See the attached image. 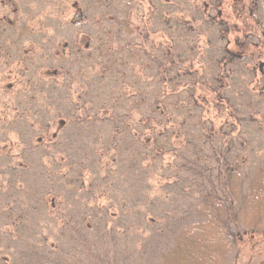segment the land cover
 <instances>
[{
  "label": "rangeland",
  "instance_id": "obj_1",
  "mask_svg": "<svg viewBox=\"0 0 264 264\" xmlns=\"http://www.w3.org/2000/svg\"><path fill=\"white\" fill-rule=\"evenodd\" d=\"M148 1L130 3L133 34L121 33L120 43L132 41L138 52L160 43L180 45L183 67L190 63L201 77L195 94L206 106L203 124L184 127L187 139L175 153L162 145L160 159L145 162L141 171L140 161L131 150L125 151L103 177L88 160L105 134L103 128L80 132L67 127L59 135L60 144L51 149L34 140L46 125H51L50 131L57 129L58 114H71L68 107L76 101L72 91L78 90V82L91 78L85 95L95 101L109 92L105 82L93 76L86 54L77 58L65 48L83 33L102 32L94 7L106 1L0 0V16L12 22L6 44H13L11 55L0 59V253L6 264H159L177 231L195 219L194 207L208 184L217 181L219 169L237 159L245 195L247 176L264 163V0H256L253 18L247 17L250 0L238 1L235 7L234 0H221L220 12L232 28L231 51L242 54L234 43L243 40V31L258 45L232 63L224 62L223 39L207 19L195 22L193 30L174 20L198 19L201 10L213 14L209 4L214 0H155V16L149 13ZM125 5L126 0H115L110 16L122 15ZM30 48L33 58L26 54ZM259 64L261 74L252 78ZM62 65L68 74L51 75L50 68ZM216 92L226 103L219 102ZM81 162L89 167L82 171L83 180ZM20 163L17 171L10 169ZM89 171L98 177L92 193L80 191L81 183L89 184ZM104 205L110 208L105 211ZM230 230L239 241L228 264L264 261L263 234L245 233L236 225ZM40 235L50 237L46 251L33 253L29 245L43 239Z\"/></svg>",
  "mask_w": 264,
  "mask_h": 264
},
{
  "label": "trees",
  "instance_id": "obj_2",
  "mask_svg": "<svg viewBox=\"0 0 264 264\" xmlns=\"http://www.w3.org/2000/svg\"><path fill=\"white\" fill-rule=\"evenodd\" d=\"M103 1L106 2L101 6L105 9L99 10L101 7L99 4L94 7L98 9L99 15L95 16V23L103 27L102 32L83 33L79 40L71 39L65 48L77 58L81 54H86L85 57L91 60L90 69L95 72L93 76L98 79L97 81L105 82L109 92L102 99L95 101L89 95H85L93 84L91 78L89 81L84 80L83 83L78 82V90L74 93L72 91L76 101L71 100V107H68L71 114L67 116L58 114L55 118L57 129L50 131L51 125H46L43 131L36 135L34 143L51 149L60 144L59 135L67 127L74 126L80 132L83 129L103 128L105 134L97 139L96 149L92 152L93 157L88 156V160H91L92 165H97V171L103 173L105 177L112 171L108 166L114 167L125 151L131 150L135 160L140 161L138 171H141L145 162L155 161L158 157L160 159L163 154L162 145L169 146L167 152L175 153L177 145L187 139L184 127L203 124L201 117L206 111V106L195 94L200 88L198 79L200 80L201 77L190 63L183 67L181 46L174 42L169 45L160 43L156 48L141 49L139 52L142 56L136 59V56H140L137 55L139 52L136 50V45L129 40L123 45L120 43L121 33L128 36L133 34L130 3L134 4L135 0H126L125 11L120 16L114 14L110 16L109 11L115 8V0ZM238 1L242 0H234V7ZM205 2L206 5L207 1ZM250 3L247 17L253 18L258 3L256 0H250ZM148 4L149 13L155 16L159 12L155 0H149ZM220 4L221 0H214L209 4V8L214 10L213 14L201 10L198 19H194L193 16L190 21H185L182 17H175V23L182 28L187 25V30H193L195 22L207 19L219 29L223 39L224 62L242 61L247 55L243 51L247 52L258 45L250 42L248 36L245 37L247 33L243 31V40L236 39L234 43L243 55L231 51L232 28L222 17ZM81 10L82 13L87 12L83 8ZM11 23L8 18L0 16V59L10 56L13 49V44H6L5 38L7 30L12 28ZM233 28L235 29L236 26ZM236 31L242 32L239 28H236ZM31 50L30 48L26 54L33 58L35 53H28ZM61 54H64L63 51ZM258 66L259 69L253 68L252 78H256L257 73L261 74V65ZM147 71L153 74H148ZM49 72L51 75L62 73L59 76L63 77L65 73L68 74V69L66 65L55 66L50 68ZM221 74L223 72L216 76L218 81L223 76ZM213 91H215L214 87ZM83 95L85 97H82ZM216 97L220 103H226L225 100H221L222 96L219 92H216ZM7 155L12 157L11 152ZM61 159L64 160L65 157L60 158L58 164ZM102 159L104 162L101 163ZM19 166L21 167L22 164H11L10 169L17 171ZM85 166L86 163L83 162L78 166L81 168L79 177L82 180V171L89 168ZM136 166L137 163L134 167ZM130 170L133 171V168ZM88 174L89 184L85 186L81 183L80 191L84 189L85 192L90 191L91 187L96 185L97 175L91 171ZM217 175V181L208 184L196 203L193 210L195 219L177 231L172 245L161 255L159 264H228L229 255L237 248L239 241L230 230L231 226H242L245 233L264 235V163L247 176L245 195L242 192V166L237 163V159L231 164H226L223 169H219ZM85 204L87 205L88 201ZM108 206H103L105 211L110 208ZM25 216L30 218V213L26 212ZM63 225L66 228L67 223ZM8 226L13 227V224ZM41 237L43 239L29 245L31 252L40 254L46 251L43 248L47 246L50 237L48 235ZM1 256L2 253H0V264H6L7 259H2ZM260 264H264V261Z\"/></svg>",
  "mask_w": 264,
  "mask_h": 264
}]
</instances>
